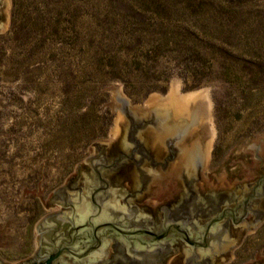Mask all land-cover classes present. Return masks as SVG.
Returning <instances> with one entry per match:
<instances>
[{
	"label": "rangeland",
	"instance_id": "rangeland-1",
	"mask_svg": "<svg viewBox=\"0 0 264 264\" xmlns=\"http://www.w3.org/2000/svg\"><path fill=\"white\" fill-rule=\"evenodd\" d=\"M0 29V260L37 252L35 227L91 144L118 140L116 100L193 96L211 135L204 180L251 177L244 151L264 134V0H6ZM198 94V95H197ZM202 95V96H201ZM169 112V113H170ZM146 205L156 206L157 196ZM264 256V222L227 264Z\"/></svg>",
	"mask_w": 264,
	"mask_h": 264
},
{
	"label": "water",
	"instance_id": "water-1",
	"mask_svg": "<svg viewBox=\"0 0 264 264\" xmlns=\"http://www.w3.org/2000/svg\"><path fill=\"white\" fill-rule=\"evenodd\" d=\"M0 4L1 29L7 1L0 0ZM115 100L124 116L117 126L118 139L124 138L126 145L133 147V141L128 139L133 123L138 126L137 130L135 129L134 140L156 153L159 150L168 153L166 142L171 141L175 155L169 164L172 166L180 164L187 177H190L199 165L197 188L200 191H226L246 182L255 183L262 169L264 170L263 134L244 150L251 154V177L237 184L214 186L205 181L203 176L212 146L209 126L204 118V105L194 111L189 122L175 124L170 113L136 108L128 100ZM115 142L91 144L95 154L76 167L74 174L66 179L65 186L56 189L48 196L44 207L58 205L61 209L37 224L35 227L37 252L18 264H103L109 257L111 246L116 242L122 244L131 256L151 259L158 248L166 252L164 244L171 243L173 237L182 239L188 250H195L201 257L228 251L226 261L223 263L227 264L232 260V252L239 246L244 236L255 232L264 222L262 218L248 226L242 223L241 238L228 243L225 242L227 236L224 235L220 241L212 236L213 230L208 227L206 239L195 242L191 231L185 230L180 225L170 229L160 225L157 229H153L151 225L140 222L141 214L136 208L131 210L135 213L134 216H126L125 208L116 194L103 195V191H110V188H106V184L100 180V176L103 177L102 173H108L113 167L114 163L107 161L104 154ZM133 158L138 159L142 156L135 153ZM173 169L169 173L150 170V179L154 182L152 181L149 186L148 196L153 195L160 199L159 204L150 206L151 208L159 210L161 206L172 202L180 193ZM86 171L92 177H85V186L81 193L77 189L67 188L73 181L81 182ZM157 173L159 176L155 175ZM127 188L131 190L130 186ZM245 215L246 213L243 214L242 219ZM0 264L6 263L0 260ZM249 264H264V256L256 258V261Z\"/></svg>",
	"mask_w": 264,
	"mask_h": 264
},
{
	"label": "flooded vegetation",
	"instance_id": "flooded-vegetation-1",
	"mask_svg": "<svg viewBox=\"0 0 264 264\" xmlns=\"http://www.w3.org/2000/svg\"><path fill=\"white\" fill-rule=\"evenodd\" d=\"M137 128L138 126L132 123L131 131L128 133V139L133 141V147L127 146L124 138H119L104 154L105 159L114 164L108 173H102L103 177L100 176L106 188H110V191L104 190L103 195L116 194L125 208L126 216H134L135 213L131 210L136 208L141 214L140 222L151 225L153 229H157L160 225L165 226L166 229L180 225L185 230L191 231L195 242L206 239L207 228L211 227L212 236L222 241L225 235L227 243L241 238L242 223L248 226L264 218L263 169L255 183L246 182L226 191H200L197 188L199 165L190 177H187L180 164L175 166L169 164L175 155L171 141L166 142L168 153L162 150L156 153L134 140ZM135 153L142 158H133ZM151 169L165 173L173 169L172 172L176 175L180 187L178 196L166 206H161L159 210L146 205L149 186L154 182L150 179ZM155 175L159 176V173ZM90 176L86 171L81 182L73 181L67 188L77 189L81 193L85 186V177ZM92 182L97 184L94 180ZM128 186L131 190H128ZM244 213L246 215L242 219ZM164 247L166 252L158 248L154 257L143 259L131 256L122 244L116 242L111 246L109 257L103 264H223L228 255V251H225L201 257L195 250H188L179 237H173L171 243H165Z\"/></svg>",
	"mask_w": 264,
	"mask_h": 264
},
{
	"label": "bare ground",
	"instance_id": "bare-ground-1",
	"mask_svg": "<svg viewBox=\"0 0 264 264\" xmlns=\"http://www.w3.org/2000/svg\"><path fill=\"white\" fill-rule=\"evenodd\" d=\"M195 97L188 96V97H185V98H179L175 92H172L170 98H166V99L151 98V100L147 104L149 106L150 105L151 106H155L157 104L158 105H164V106H167L169 108V109H167L166 113H169L170 111L171 112L173 111L172 114H177L176 111L181 110V108H183L185 103L190 102V101H194ZM159 112H163V111L160 110ZM171 112H170V115H171Z\"/></svg>",
	"mask_w": 264,
	"mask_h": 264
}]
</instances>
